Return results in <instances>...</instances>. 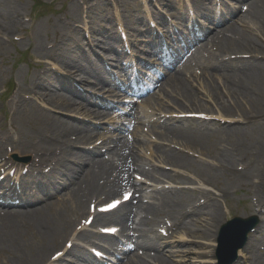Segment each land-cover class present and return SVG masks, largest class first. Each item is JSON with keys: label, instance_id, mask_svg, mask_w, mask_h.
I'll return each mask as SVG.
<instances>
[{"label": "bare ground", "instance_id": "1", "mask_svg": "<svg viewBox=\"0 0 264 264\" xmlns=\"http://www.w3.org/2000/svg\"><path fill=\"white\" fill-rule=\"evenodd\" d=\"M104 2L105 0H98L94 6L88 8V14ZM114 2L118 4V6L115 5L117 6L115 11L118 23H120V26L125 27V31H128L132 25V16L126 19L123 18V21H121L118 8L127 7L130 2L129 0H114ZM189 2L196 9H201L202 3L197 0H189ZM86 3L87 1H84V4ZM127 9L129 10L128 7ZM148 15L149 13L146 12L143 17L145 18ZM81 17H73L71 20L76 18L82 21L83 28H88L86 21L81 20ZM23 18L21 6L13 3L7 4L5 0H0V42L3 41L0 50H3V54L8 51L5 41L18 33L20 29L27 33ZM100 19L109 20L108 16L104 18L100 16ZM91 24L93 25L91 28L94 29L95 22L91 21ZM249 24L256 29V32L260 33V36H250L245 30H242V32L237 31L232 33L231 37L227 38L220 48L221 56L228 52L251 56L249 60L241 59L236 65L230 66V69L235 67L236 72L231 74L230 81L226 79L228 81L227 93L224 94L230 100L228 105L219 103L220 93L214 96L218 97L213 99L215 102L214 107L211 108L202 104L196 105L191 100L183 97L187 92L183 90L180 84L175 85L180 86L182 89L180 92L182 100L175 99L173 103L177 102V104L176 107L172 106V109H196L200 110L199 114L216 115V117L215 119H212V117L209 121L194 123L196 130L205 129L201 133L197 131L196 137L192 136L189 131H183L182 133V136L186 139L184 146L200 156L197 164H192L186 158L178 155L172 156L171 161L168 163L183 169L184 172L180 175L193 173L203 183L213 185L223 199H226L231 191L228 187H217L215 179L220 176L229 178L232 182L237 181L240 184L250 183L255 179L258 181L255 193H259L264 187V60H258L259 57H264V0L252 6V11L247 17L246 26ZM32 26H35L30 29L29 33V42L32 48L40 58L48 56L50 50L46 49L47 44L44 42V37H48L49 31L41 23H34ZM76 31H79L76 24H72L68 29H54L55 40L50 55L53 56L59 53L64 69L71 68L77 62L65 55L67 54V48L63 45L64 42L66 43L72 39L78 42L77 35L74 36ZM107 35L113 39L116 37V32H108ZM66 45L70 46L69 44ZM100 46L105 45L100 44ZM53 65L55 66V64ZM96 68L98 69V67ZM80 72L81 69L76 68L69 71L68 74L76 76L77 80L81 81L83 79H79ZM56 78L48 70L45 72L44 79L39 80L38 78L40 89L49 92V94L43 95L39 99L40 101L43 100L44 103L39 106L23 99L24 95L32 93L31 90H19L18 98L20 101L18 103H21L22 106L17 107L13 115L11 126L12 129L16 126L14 135L8 137L9 129L5 125L3 126V150H0V170L15 166L11 160H3L6 154L4 146L9 144L14 146L16 152L20 155H30L34 159H40L39 162H32V173L22 178L21 181L28 179L47 180L55 186L48 193V196L54 195L55 191L62 186H69L76 182L79 184L87 176L90 179L85 182L84 188L81 187L79 192H76L77 184H75L71 190V195H63L66 200L60 197L61 199H57L58 201L55 204L40 205L38 209L31 212L9 211L4 215L0 214V264H37L42 260H48L50 250L58 246L68 234L66 229L68 216L71 214V217L77 218L80 213L83 214L86 210L84 202L87 197L90 196L89 199H93L100 198L102 195L106 197L117 195L122 185L120 166L123 164L118 167L113 165V172H118V178L114 179L112 172L107 180H103L104 184L102 186L97 185V175L91 173L83 176L81 166L88 165L89 168V165L97 164V162L89 160L90 157L85 153H75L72 149L75 146L85 144L89 137L81 136L80 130L74 124L62 121L60 117L51 113L41 114L40 109L45 108V105L48 106L46 108L48 111L50 108V111L60 113L67 112L69 108L71 109L65 95L58 92L59 89L64 87L63 82L65 80L60 82ZM153 78L157 81L156 77L147 78L145 81L150 83ZM185 106L189 107L186 108ZM164 110L158 109L157 111L165 112ZM74 113H78V110ZM80 114L85 115V112ZM138 120L143 119L139 118ZM212 128H218V130L213 132ZM78 134L80 135L78 136ZM74 135L77 138L73 141L70 136ZM136 142H138V139H136ZM115 155L121 157L119 152ZM206 158L213 159V162H206ZM237 163H242L245 170L241 172L236 170ZM44 167H52L51 172L46 175H35L36 171L41 170L39 168ZM101 169L102 165H100ZM106 175L108 174L104 172L101 176ZM170 178L171 176L167 175L163 179L171 180ZM179 181L180 177L173 180L172 183L177 185ZM199 197L206 199L203 205L198 203ZM259 204H262L261 201H259ZM145 210L153 215L155 222L160 221L164 214L166 217H172L179 230L174 242L164 243L165 246L161 249V257H164L163 251L173 252L171 247L177 244L178 255H174L173 259L175 260L173 261L184 259L187 264H194L190 260L197 258V256H188L191 253L199 254L191 248L190 244L194 242L198 247L205 245L211 249L210 251L200 252L204 258L200 257L203 260L199 264H214L211 258L215 260L214 250L218 247L217 234L215 233L221 224L220 210H217L216 202L212 201L207 193L198 191L185 194L182 198L170 197L164 199L159 206H150ZM116 218V222L125 223L129 215L126 213ZM259 229L260 227L257 228L256 232ZM141 235H147V233L142 232ZM143 239L144 237H142ZM197 240L202 242H197ZM203 241L207 244H204ZM251 242L252 239L250 244ZM137 245L143 247L138 243ZM146 248L152 251L150 247L146 246ZM246 248L248 249V245L238 252V260L235 264L242 262L241 258L245 252L247 253ZM106 249L104 250L106 251ZM107 250L111 251V248ZM158 250L159 246L155 245L153 251ZM84 261L87 260L84 259ZM158 261L161 264H170L167 260L164 261L163 258ZM260 261L262 260L258 262Z\"/></svg>", "mask_w": 264, "mask_h": 264}, {"label": "rangeland", "instance_id": "2", "mask_svg": "<svg viewBox=\"0 0 264 264\" xmlns=\"http://www.w3.org/2000/svg\"><path fill=\"white\" fill-rule=\"evenodd\" d=\"M76 2V0H6L7 4L15 3L16 5L22 7L25 12V16L27 17V22L31 19H33L32 24L36 22H42L46 29H50L53 24L56 25L59 20H63L65 17H67L68 14L73 12ZM15 39L19 40L20 38H13V43L15 45L9 43V54L5 57H3V54H0V89L3 85V82H5V78L10 75V71H12L11 67L13 66V64L15 62L16 64H18L19 62L17 60L20 59L21 55L28 52L29 49L27 46V42H25L26 45H20L19 42L15 41ZM47 40H50V38ZM30 53L32 56L35 55L32 50L30 51ZM4 60L6 64L3 63ZM19 68H22L24 71H27L26 64H22V66H20ZM219 181L223 184L222 186H226L227 181L225 179H219ZM235 187L237 188L239 186L236 185ZM249 195L250 193L248 194L247 190H240L236 195H232L230 197L227 206H229V208L231 209V215L233 217L238 216V214L240 215L243 212H247V210L249 209V204L247 205L245 201L249 199ZM222 208L224 213L228 212L227 207L225 208V204H222Z\"/></svg>", "mask_w": 264, "mask_h": 264}]
</instances>
